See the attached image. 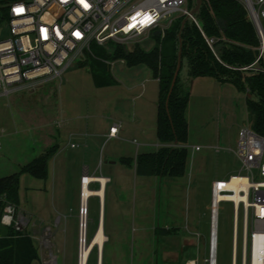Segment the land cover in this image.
<instances>
[{
    "label": "rangeland",
    "instance_id": "obj_1",
    "mask_svg": "<svg viewBox=\"0 0 264 264\" xmlns=\"http://www.w3.org/2000/svg\"><path fill=\"white\" fill-rule=\"evenodd\" d=\"M155 44L152 38L126 42L124 47L150 50ZM83 57L60 78L0 97V177L18 172L49 148L55 150L46 179L19 174L16 218L23 221L22 230L38 248L40 259L33 264H78L83 167L89 174L107 177L102 209L99 198L91 196L85 217L89 242L102 210L101 264H207L210 181H226L241 169L236 143L239 129L250 125L246 93L213 77L189 78L183 61L179 79L190 91L185 174L141 176L134 172L135 155L154 147L136 148L132 139L138 137H120L138 133L149 142L155 139L157 81L145 65L128 66L107 58L116 83L97 87ZM138 94L141 97L134 98ZM58 114L68 117V123L55 122ZM119 121L120 139L108 137V126ZM101 127L103 136L96 135ZM122 157H129L132 165L122 164ZM89 187L99 188L98 181H91ZM233 217L232 203L221 202L217 264H231ZM3 226L0 222V230ZM240 231L241 221L239 238ZM98 250L97 245L91 248L87 264H98Z\"/></svg>",
    "mask_w": 264,
    "mask_h": 264
},
{
    "label": "built area",
    "instance_id": "obj_2",
    "mask_svg": "<svg viewBox=\"0 0 264 264\" xmlns=\"http://www.w3.org/2000/svg\"><path fill=\"white\" fill-rule=\"evenodd\" d=\"M240 1L259 41L256 59L243 69H259L264 59V0ZM191 11L187 0H0V97L60 78L91 51L92 43L112 52L110 44L146 41L157 32L163 36L176 17L198 24ZM117 130L112 126L109 135ZM236 145L241 169L233 176H242L247 185L239 188L235 202V190L224 187L225 180L211 182L207 264H217V218L223 201L233 205L231 264H264V137L243 126ZM15 211L7 203L0 222L21 230L23 221Z\"/></svg>",
    "mask_w": 264,
    "mask_h": 264
},
{
    "label": "trees",
    "instance_id": "obj_3",
    "mask_svg": "<svg viewBox=\"0 0 264 264\" xmlns=\"http://www.w3.org/2000/svg\"><path fill=\"white\" fill-rule=\"evenodd\" d=\"M187 1L191 10L197 7L196 0ZM194 14L198 24L190 19L182 24L185 17H176L163 36L154 35L156 44L150 50L140 45L129 50L118 43L110 44L113 51L107 52L103 46L92 43L91 51L84 54V65L89 67L97 87L116 83L106 65L107 58L122 60L128 66L145 65L158 81L155 134L162 145L155 151L136 156L133 166L137 175L181 177L185 174L188 134L185 111L190 91L188 84L179 79V73L166 106L179 57L181 66L183 61L186 62L189 78L213 77L219 83L232 84L245 92L250 128L264 137V59L259 61V69H243L254 62L259 45L244 5L240 0H200ZM208 40L212 43L209 44ZM54 152L49 148L20 166L18 172L0 177V217L7 203L15 208L18 206L19 174L46 179L49 160ZM120 162L132 165L129 158L122 157ZM3 227L0 230V264H33L39 261L38 248L27 231L17 230L13 224ZM162 232L171 231L163 229Z\"/></svg>",
    "mask_w": 264,
    "mask_h": 264
},
{
    "label": "bare ground",
    "instance_id": "obj_4",
    "mask_svg": "<svg viewBox=\"0 0 264 264\" xmlns=\"http://www.w3.org/2000/svg\"><path fill=\"white\" fill-rule=\"evenodd\" d=\"M98 181L99 188L97 189H91L89 187V184L91 181ZM107 179L102 176H96L91 177L88 175H83L81 177V207H82V223L80 226V244H79V255H78V264H87L89 253L91 251V248L95 245L98 246V248H101L103 246V243L105 241V236L103 232V224H102V210H101V216L98 223V227L92 237V239L87 242L85 235H86V223H85V217L87 212V201L89 197L91 196H97L100 201V207L102 209L103 205V192H104V186L106 184ZM246 181L242 176H232L230 180H226L223 182V186L229 189H234L235 194L232 196V198L237 202L239 200V188H246ZM85 212V214H84ZM214 227H215V221H214ZM98 264H101L100 260ZM257 264V263H255Z\"/></svg>",
    "mask_w": 264,
    "mask_h": 264
},
{
    "label": "crops",
    "instance_id": "obj_5",
    "mask_svg": "<svg viewBox=\"0 0 264 264\" xmlns=\"http://www.w3.org/2000/svg\"><path fill=\"white\" fill-rule=\"evenodd\" d=\"M122 61V60H121ZM123 62V61H122ZM156 81H157V79H155ZM157 99H156V105H155V108H153L154 110H153V119H154V133H155V127H156V115H157V100H158V81H157ZM139 97H141V95L139 96V94L138 95H136V96H134V98H139ZM70 119L68 118V117H64V116H61V114L59 115H57L56 116V120H55V122L57 121V122H59V121H62V123H68V121H69ZM133 121H138V119L136 118V117H134V119H133ZM60 125V124H59ZM115 125H117V127H118V130H117V133L115 134V135H109V131H110V128L112 127V126H115ZM57 128H60L59 126L57 127ZM105 130V129H104ZM121 130V122L119 121V122H114L113 124H110L109 126H108V130H107V135H108V137H110V138H119L118 137V133H119V131ZM58 131V130H57ZM143 131V129L141 130V132ZM124 131H122V133H123ZM96 135H101V136H103V127H101L100 129H98V131H97V133H96ZM132 135V137H133V135L134 136H136V137H138L139 139H136L135 137H133V139H132V141L135 143V145H136V148L138 147H145V146H149V145H152L154 148H153V150H149V151H142V152H138V153H136V155H135V158H136V156L139 154V153H144V152H151V151H155L156 149H158L162 144L157 140V138H156V134H155V139L152 141V142H149V141H147V140H145L143 137H139V135H138V133H132V134H127V133H125V135H122L120 138H121V140H128V139H130L129 138V136H131ZM119 138V139H120ZM196 147H198V146H196ZM195 147V148H196ZM198 149V148H197ZM36 157V156H35ZM125 158H129V157H125ZM135 158H134V160H135ZM84 169H83V173L81 174V176H80V179H81V177L83 176V175H88V176H91V177H95V176H101V175H96V174H94V173H92V174H89L88 173V168H86V167H83ZM133 168H134V166H133ZM134 172H135V170H134ZM232 175V174H231ZM107 178V177H106ZM214 180H222V179H217V178H212L211 179V181H210V186H211V182L212 181H214ZM223 180H225V179H223ZM210 197H211V190H210ZM210 208H211V205H210ZM15 212H18L17 213V215L19 214L20 215V212L17 210V208H16V211ZM19 215L17 216V217H19ZM22 217H24L23 215H22ZM168 228H170V227H167V228H165V229H168ZM208 239H209V230H208ZM191 240L192 239H190V240H186L185 242H184V249H186L187 248V246H188V243H191ZM185 251V250H184ZM186 258V257H185Z\"/></svg>",
    "mask_w": 264,
    "mask_h": 264
},
{
    "label": "water",
    "instance_id": "obj_6",
    "mask_svg": "<svg viewBox=\"0 0 264 264\" xmlns=\"http://www.w3.org/2000/svg\"><path fill=\"white\" fill-rule=\"evenodd\" d=\"M196 1H197V7H198V6H199V3H200V0H196ZM197 7H196V8H197ZM196 8L193 9V10L191 11V13L194 14ZM186 19H187V18H185V19L183 20L182 24L185 23ZM156 35H159V32H157ZM180 67H181V59H180V57H179V59H178V61H177V66H176V69H175V71H174V75H173V78H172V81H171V86H170V89H169V92H168V95H167L166 106H167V102H168L169 95H170V93H171V90H172V88H173V85H174V83H175V81H176V78H177V76H178V73H179V71H180ZM175 143H176V142H175ZM98 256H99V260H100V262H102V247L99 248V250H98Z\"/></svg>",
    "mask_w": 264,
    "mask_h": 264
}]
</instances>
